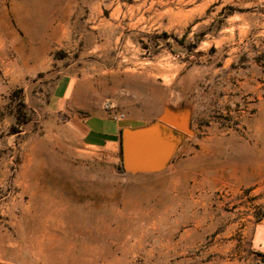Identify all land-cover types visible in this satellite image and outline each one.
<instances>
[{
    "label": "rangeland",
    "instance_id": "rangeland-1",
    "mask_svg": "<svg viewBox=\"0 0 264 264\" xmlns=\"http://www.w3.org/2000/svg\"><path fill=\"white\" fill-rule=\"evenodd\" d=\"M166 106L156 173L70 135ZM0 264H264V0H0Z\"/></svg>",
    "mask_w": 264,
    "mask_h": 264
},
{
    "label": "water",
    "instance_id": "water-1",
    "mask_svg": "<svg viewBox=\"0 0 264 264\" xmlns=\"http://www.w3.org/2000/svg\"><path fill=\"white\" fill-rule=\"evenodd\" d=\"M182 133H191L190 111L164 107L156 119L120 131V160L123 173H156L167 167Z\"/></svg>",
    "mask_w": 264,
    "mask_h": 264
},
{
    "label": "crops",
    "instance_id": "crops-1",
    "mask_svg": "<svg viewBox=\"0 0 264 264\" xmlns=\"http://www.w3.org/2000/svg\"><path fill=\"white\" fill-rule=\"evenodd\" d=\"M72 89V80L67 76H60L53 84L50 105L54 111L62 108ZM70 135L80 140L85 147L102 150L104 155L116 156L120 160V131L129 126L124 120L115 119L104 114L93 115L84 120L74 118L70 122Z\"/></svg>",
    "mask_w": 264,
    "mask_h": 264
},
{
    "label": "built area",
    "instance_id": "built-area-1",
    "mask_svg": "<svg viewBox=\"0 0 264 264\" xmlns=\"http://www.w3.org/2000/svg\"><path fill=\"white\" fill-rule=\"evenodd\" d=\"M105 108H107V109L110 110V109H112V106H111L110 104L107 103V104L105 105ZM114 118H115V119H123V115L118 113V114L114 115Z\"/></svg>",
    "mask_w": 264,
    "mask_h": 264
},
{
    "label": "bare ground",
    "instance_id": "bare-ground-1",
    "mask_svg": "<svg viewBox=\"0 0 264 264\" xmlns=\"http://www.w3.org/2000/svg\"><path fill=\"white\" fill-rule=\"evenodd\" d=\"M83 195V194H82Z\"/></svg>",
    "mask_w": 264,
    "mask_h": 264
}]
</instances>
